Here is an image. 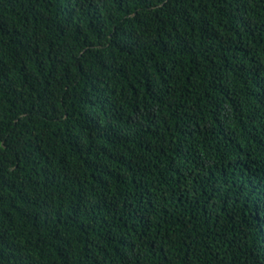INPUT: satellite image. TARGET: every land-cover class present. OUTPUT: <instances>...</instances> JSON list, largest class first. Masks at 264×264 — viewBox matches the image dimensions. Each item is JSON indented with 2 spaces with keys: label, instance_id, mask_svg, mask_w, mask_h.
I'll list each match as a JSON object with an SVG mask.
<instances>
[{
  "label": "trees",
  "instance_id": "obj_1",
  "mask_svg": "<svg viewBox=\"0 0 264 264\" xmlns=\"http://www.w3.org/2000/svg\"><path fill=\"white\" fill-rule=\"evenodd\" d=\"M0 264H264V0H0Z\"/></svg>",
  "mask_w": 264,
  "mask_h": 264
}]
</instances>
